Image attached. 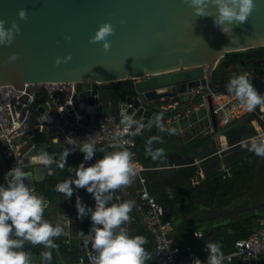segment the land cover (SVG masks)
I'll return each instance as SVG.
<instances>
[{
	"label": "water",
	"instance_id": "water-1",
	"mask_svg": "<svg viewBox=\"0 0 264 264\" xmlns=\"http://www.w3.org/2000/svg\"><path fill=\"white\" fill-rule=\"evenodd\" d=\"M19 9L26 10V19L18 17ZM207 11L215 15L216 9L209 5ZM0 19L5 21L6 28L13 21L20 28L9 45H0V86L33 94L28 122L37 126L34 133L15 141L23 146L20 163L6 158L0 146V183L15 164L29 172L28 183L34 190L37 183L44 182L45 192L40 196L47 204L45 218L58 219L62 212L71 219L65 233L54 238L61 246H74L78 239L81 246L89 244L79 231H89L90 217L82 221L77 219L75 197L79 195L88 206H93L94 201L83 188L74 190L73 196L67 199L55 190L60 180L74 175L68 167L75 169L82 161L83 154L79 150L67 156V164L62 169L56 164L44 167L34 159L44 150L58 156L68 147L63 144L62 134L48 129L59 115L49 92L37 84L76 85L72 101L85 114L83 127L77 131L82 140L86 139V127L92 118L113 116L119 123L118 113L124 108L145 123L142 131L153 129L155 116L163 111L159 106L150 109L148 102L176 95L164 89L201 85L213 91H226L227 83L216 78L222 58L234 66L230 71L222 64L228 75L247 71L252 81L262 86L264 57L252 56L247 51L264 47V0H256V7L247 21L234 26L227 35L213 25L211 16H195L185 0H0ZM104 22L114 27V34L108 37L110 49L107 52L101 42H90V37ZM241 52L246 53L238 57L237 53ZM13 53L17 59L9 62L8 57ZM69 54L70 59L55 64L56 57ZM40 94L44 102L38 101ZM261 94H264L263 86ZM56 97L62 95L58 93ZM210 107L213 111L212 104ZM212 119L216 125L215 115ZM94 143L98 148L113 144ZM101 155L103 153L98 151L93 161L86 162L85 166ZM118 195L122 201H133L153 241V255L161 264L154 236L140 215L137 201L117 189L116 202H119ZM128 227L130 236L139 235L134 224Z\"/></svg>",
	"mask_w": 264,
	"mask_h": 264
},
{
	"label": "clouds",
	"instance_id": "clouds-1",
	"mask_svg": "<svg viewBox=\"0 0 264 264\" xmlns=\"http://www.w3.org/2000/svg\"><path fill=\"white\" fill-rule=\"evenodd\" d=\"M193 9L195 16L213 19V25L224 34L232 31L236 25L247 21L256 7V0H185ZM209 5L215 7V15L207 9ZM17 15L20 19H26L25 9H19ZM5 21L0 19V45H9L15 34H19L20 28L13 21L9 27H5ZM114 34V27L109 22L99 25L94 35L90 37L91 43H102L105 52L110 49L108 37ZM70 39V37H65ZM70 54L61 58L56 57L55 64L59 65L70 59ZM17 59L15 53L8 57L9 62ZM226 87V94L235 97L238 106L248 112H252L257 106H264V94H261L253 86L250 73L242 71L230 77ZM123 132H130L133 136H139L146 127L140 119L130 113L127 108L119 111ZM154 124L159 132L176 134V127L166 126L163 122V114H157ZM69 147H65L57 155L44 150L39 152L34 159L49 167L56 164L58 168H65L67 156L79 150L83 154L82 161L73 169L68 167L71 173L55 185V190L64 194V198L73 196L74 190L83 188L91 194L93 206L84 203L79 195L75 197V209L77 219L83 220L90 217V228L87 233L79 231L86 242L90 243L94 255L91 257L93 264H145L148 253L144 247L145 239L142 235L129 234V213L134 207L131 200L115 201V192L121 186H128L138 175L133 153L127 148H120L117 143L109 144L106 148L98 146L90 140L73 138L68 135L64 138ZM159 136L149 138L146 145V153L153 160L164 156L163 148H152L153 141H159ZM248 151L257 157H264V138L250 137L241 141ZM102 152L94 163L97 152ZM30 175L22 165L15 164L5 174L0 183V264H33L32 254L25 250L26 244L43 245L45 249H55L58 245L54 238L65 233L67 224L71 219L60 213L58 219L45 218L47 207L44 197L37 195L32 186H29ZM74 186V187H73ZM207 256L204 264H222L225 255L219 242L205 244ZM45 261L51 260V251L41 253ZM192 264H202L199 258H194Z\"/></svg>",
	"mask_w": 264,
	"mask_h": 264
},
{
	"label": "built area",
	"instance_id": "built-area-1",
	"mask_svg": "<svg viewBox=\"0 0 264 264\" xmlns=\"http://www.w3.org/2000/svg\"><path fill=\"white\" fill-rule=\"evenodd\" d=\"M260 80L264 87V77H261ZM37 85L49 92L59 115V119L55 120L53 126H48V129L62 134L63 144L66 145L68 144L64 138L68 135L82 140L77 131L83 127L85 114L72 101L76 85L73 83ZM169 89L172 91L167 92H174L176 95L169 97L170 102L160 104L161 110L168 114L166 121L171 123L205 109L209 115H215L216 120L223 127L240 119L257 120L260 123V128L254 137L264 138V106H257L255 110L248 112L240 108L235 97L229 96L226 91H213L208 86L200 85L187 88L186 91ZM58 93L62 95L61 98L56 97ZM174 97H177V100ZM186 97H188V102L184 101ZM32 99V93L16 90L11 86H0V146L6 158H14L18 163L21 162V153L18 150L19 145L15 142L16 139L24 137L28 133H34L37 129V126H32L28 122ZM161 99L165 101L167 97ZM67 104H70L71 107L66 108ZM211 104L213 111L210 107ZM85 136L86 138L90 136V140L93 142H118L120 148L130 150L133 153V160L139 175L142 167L136 151L138 136H133L130 132H123V126L117 122L115 117L92 118L86 127ZM218 172L225 180L233 177L232 168L227 164H221ZM127 189L128 186L119 188L120 192L125 195H128ZM117 198L122 201L121 195H118ZM137 205L148 230L154 236L157 256L161 264H192L194 258H199L204 264L207 256L206 250L193 245L184 248L177 244L171 234V223L165 219L163 206L159 203L156 195L147 188L141 189L137 197ZM130 221L137 223L138 219L136 216H130ZM48 251H51V260L43 259L41 262H33V264H93L91 257L94 252L90 243L79 246L77 252L73 254L74 256L59 249ZM222 251L225 255L222 264H264V215L257 219L254 229L247 238L237 240L233 248Z\"/></svg>",
	"mask_w": 264,
	"mask_h": 264
},
{
	"label": "crops",
	"instance_id": "crops-1",
	"mask_svg": "<svg viewBox=\"0 0 264 264\" xmlns=\"http://www.w3.org/2000/svg\"><path fill=\"white\" fill-rule=\"evenodd\" d=\"M247 52H249L252 56L264 57V47L252 49ZM225 65L230 68V71L234 67L232 63L229 64L228 62ZM227 75L228 73L225 71V68H217V79L220 80ZM256 84L257 87L259 84ZM186 88L187 87L183 86V90H180L186 91ZM163 91L172 90L164 89ZM261 92L262 90L259 93ZM174 99L177 100V97H174ZM44 100L45 99L43 95L40 94L38 96V101L44 102ZM184 101L188 102V97H186ZM164 102H170V98L167 97L165 101L159 99L158 101H152L148 103L150 104V109L153 108L154 110L155 106L160 107V104H164ZM162 114L163 122L165 123V125L169 127H176L177 133L169 134L166 131L161 133L156 126H153V129L149 131H142V136H138V145L136 151L138 161L140 163V166L142 167V170L139 175L136 176L133 182L128 185L127 189L128 195L136 201L141 189L143 188H147L154 195H156L159 203L162 206H164L166 200L173 199V197H176L177 193L185 190L187 187H198L201 182H204L206 178L209 179L211 187L215 188L216 186L214 185L215 181L213 178V173L211 179L206 175H203L204 171L202 169H199L200 163L212 164L221 162V165L226 164V161L232 162L235 160L234 167L237 170L240 168L241 172V167L243 166L244 160L248 158L251 161V165L253 168L252 161L256 158H260L256 157L254 153L248 151L247 148L244 147L241 143V141H246L248 140V138L254 137L259 132L260 123L257 120L240 119L233 124L223 127L218 123L217 120L215 125L212 119L213 114L209 115V113L205 109L171 123L166 121L168 114L164 112H162ZM152 136L160 137L159 141H153L152 148L155 149L159 147L164 149V156L156 160H153L151 157H149L145 150L147 142ZM22 147L23 146L19 145L18 150H22ZM99 157L100 156H97V158ZM199 178H202L201 182H199ZM35 188L36 190L34 191L37 195L45 192L44 182L37 183L35 185ZM195 194L196 192L194 193V195ZM193 197V194H191L192 199H194ZM187 199H178V201L180 203L185 201V203H188L189 200ZM178 201L174 203L173 208L169 209L168 212H165V215L167 220L171 223V234L175 238L177 244L185 248L189 247L188 244H190V242L193 245V237H182V234L184 233L182 232V230L185 227L181 225L180 217L182 216L181 214L185 212V209L181 210V212L179 213L178 207L180 203ZM129 215L137 217V223L129 221L128 225L134 224L136 226L138 234L142 235L145 239V242L147 243V245L145 243V246L148 255L150 254L149 260L150 258H152L157 263L152 252L153 241L142 225L134 207ZM176 224L180 226L179 229H176ZM172 225H174V227ZM148 244L151 245L150 248H148ZM79 246L81 245L78 239L77 243L74 244V246H58L55 249L62 250L66 254H71L72 256H74L73 254L77 252ZM25 250L31 252L33 262H41L43 260L41 253L50 249H45L44 246L40 244H26Z\"/></svg>",
	"mask_w": 264,
	"mask_h": 264
},
{
	"label": "rangeland",
	"instance_id": "rangeland-1",
	"mask_svg": "<svg viewBox=\"0 0 264 264\" xmlns=\"http://www.w3.org/2000/svg\"><path fill=\"white\" fill-rule=\"evenodd\" d=\"M225 60L226 58H222L219 65ZM234 162L235 160L232 162L226 161V164L232 168V171L235 169ZM220 163H200L199 169L204 171L203 175L211 179L212 173L218 172ZM252 164L254 168L252 174L238 172L235 169L233 171L234 177L226 180L222 178V175L218 174L220 178L214 182L216 187H211L205 197L194 200L190 195L187 199L189 200L188 203H185L186 201L182 203L178 201L180 203L178 207L179 213L185 209V212L180 217L181 225L186 228L182 230L184 232L182 234L183 238H192L202 230L209 231L219 227L224 228L226 225L243 222L247 218L256 219L263 215L264 157L254 159ZM201 181L202 178H199V182ZM172 226L174 227V225ZM175 226L176 229L180 228L178 224ZM188 245L192 246V243L190 242Z\"/></svg>",
	"mask_w": 264,
	"mask_h": 264
},
{
	"label": "trees",
	"instance_id": "trees-1",
	"mask_svg": "<svg viewBox=\"0 0 264 264\" xmlns=\"http://www.w3.org/2000/svg\"><path fill=\"white\" fill-rule=\"evenodd\" d=\"M222 64L223 65L227 64V60L222 62ZM230 77H231L230 75H227L221 79L223 80V82L227 83L228 80L230 79ZM252 83L258 92H260L262 90L261 85H260L261 87L259 85H258L259 87L258 86L256 87L257 84L254 81H252ZM182 88L183 87H181V89ZM243 162L244 163H243V166L241 167V170L248 173V174H252L253 168L251 165V161L247 158ZM238 170L240 171V168ZM213 178H214V181H217L220 178L218 176V172H213ZM210 189H211V183L209 182V179H207V178L204 180V182H202L196 188L189 186L185 190L177 193L176 197H173V199L166 200V202L163 206L164 212H168L169 209L173 208L174 203L176 201H178V199L186 200L188 198V196L193 194L194 200H199V199H202L203 197H205V195L208 194V191ZM195 192H196V194L194 195ZM258 218H256V219L255 218H247L243 222H238V223H235L232 225H226L224 228L219 227V228L214 229V230L199 231L196 235L193 236V246L199 247L203 250H206L205 244L211 241V242H219L222 250H226V251L230 250L231 248H233V246L237 240H239L241 238H247L251 234L252 230L255 227V224H256V221ZM165 219H167L166 215H165ZM55 243L59 247L61 246L57 242H55ZM146 245H147V243H146ZM150 247H151V245L148 244V248H150ZM149 255H148L147 260L145 261V264H157L154 259L150 258V260H149ZM201 255H204V254H201Z\"/></svg>",
	"mask_w": 264,
	"mask_h": 264
},
{
	"label": "flooded vegetation",
	"instance_id": "flooded-vegetation-1",
	"mask_svg": "<svg viewBox=\"0 0 264 264\" xmlns=\"http://www.w3.org/2000/svg\"><path fill=\"white\" fill-rule=\"evenodd\" d=\"M237 55H238V57H243V56L245 55V52H244V53L241 52L240 54L237 53ZM221 67H222V64H221ZM217 80H219V79H217ZM186 89H187V88H186Z\"/></svg>",
	"mask_w": 264,
	"mask_h": 264
}]
</instances>
